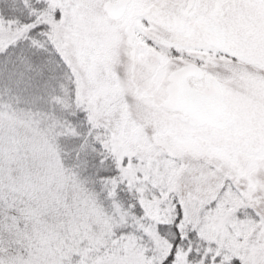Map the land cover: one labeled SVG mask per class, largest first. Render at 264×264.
<instances>
[{
    "label": "snow or ice",
    "instance_id": "obj_1",
    "mask_svg": "<svg viewBox=\"0 0 264 264\" xmlns=\"http://www.w3.org/2000/svg\"><path fill=\"white\" fill-rule=\"evenodd\" d=\"M0 264H264V0H0Z\"/></svg>",
    "mask_w": 264,
    "mask_h": 264
}]
</instances>
